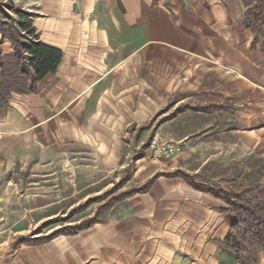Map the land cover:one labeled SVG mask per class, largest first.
<instances>
[{
    "label": "crops",
    "instance_id": "crops-1",
    "mask_svg": "<svg viewBox=\"0 0 264 264\" xmlns=\"http://www.w3.org/2000/svg\"><path fill=\"white\" fill-rule=\"evenodd\" d=\"M27 5L36 8L32 24L39 40L62 58L36 91L12 93L0 108V141L37 146L38 160L86 153L93 173L105 178L126 166L120 161L126 143L142 144L154 127L175 119L160 121L166 112L156 116L175 95L181 102L211 94L225 108L189 111L215 115L213 124L204 123L195 136L174 133L183 150L171 159H137L123 189L178 169L211 183L257 177L264 184V39L246 28L241 0ZM12 52L0 33V55ZM142 125L137 138L128 133ZM30 189L0 186L11 194L0 198V264H237L220 245L236 217L222 199L180 176L160 175L147 191L119 200L103 221L74 234L26 243L40 221L32 220V206L49 205L45 196L32 200ZM16 192L22 194L17 199ZM251 252L256 264H264V249Z\"/></svg>",
    "mask_w": 264,
    "mask_h": 264
},
{
    "label": "trees",
    "instance_id": "trees-1",
    "mask_svg": "<svg viewBox=\"0 0 264 264\" xmlns=\"http://www.w3.org/2000/svg\"><path fill=\"white\" fill-rule=\"evenodd\" d=\"M241 1L244 5L243 20L246 28L264 39V0ZM15 11L19 19L15 24L7 25L6 28L8 39L13 45V52L10 55H0V68L2 69L0 108L7 105L8 98L12 93L25 94L36 91L37 83L47 74L55 72L62 58V52L59 49L39 40L38 33L32 24L33 15L19 9ZM2 36L4 37L5 34L2 33ZM180 99L175 95L156 116L165 113L172 103ZM178 107L214 111L216 108H225V102L217 96L201 94L194 98H187L186 104ZM174 113L176 114V112H172L162 117L160 121L174 117ZM146 127L147 125L132 126L128 128V133L137 138ZM160 175L180 176L195 189L209 192L222 199L227 205L225 211L236 217V223L230 228L220 245L234 253L237 264H256L251 249L253 247L264 249V184H261L257 177L239 180L226 178L217 183H211L207 177L200 173H187L180 169L169 174L156 173L140 185L132 186L129 190L119 192L112 197L107 191L97 197L98 199L109 196L96 208L91 217L72 226L60 227L47 236L35 239L30 236L23 242H40L60 234H74L96 222H101L104 220L105 212L116 202L132 194L147 191ZM127 179L128 175H125L114 187L119 189Z\"/></svg>",
    "mask_w": 264,
    "mask_h": 264
},
{
    "label": "rangeland",
    "instance_id": "rangeland-1",
    "mask_svg": "<svg viewBox=\"0 0 264 264\" xmlns=\"http://www.w3.org/2000/svg\"><path fill=\"white\" fill-rule=\"evenodd\" d=\"M30 1L0 0V33H4L5 38H8L7 25L15 24L19 19L16 9L33 15V18L35 17V6L27 5ZM186 102L187 99L177 103L175 101L174 105L161 116L164 117L176 112V114L174 113L175 119L164 123L161 127H154L145 142L138 144L134 140L131 143H126L120 157V161L126 166L121 171H112L105 178L98 177L93 173L92 162L87 160L88 155L86 153L79 155L81 159L75 158L76 155L70 154V152L58 155V158H54L55 155L48 153L47 156L53 157V160H38L39 150L37 146L28 147L22 144L19 139L0 141V186L7 184L29 186L31 188L29 195L32 200L36 197L45 196L49 203L44 208L32 206V220L40 219V221L36 225L32 224L28 235L32 236L33 239L40 238L49 235L60 227L78 224L91 217L96 208L105 202L109 196L112 197L125 191L123 185L130 181L136 160L144 156H147L148 159L153 158L149 152V142L155 130L167 132L177 139L174 133L181 135L182 133H191L190 136H195L201 132L204 123L213 124L215 115L202 117L191 113L190 109L178 107L185 105ZM177 108H179L178 111ZM223 118L224 121L229 122L227 116L224 115ZM213 131L214 129L211 130V132ZM12 152L15 154L13 157L10 154ZM8 157L14 158V160L8 161ZM125 175H128L127 181L119 189H116L114 186ZM140 184L131 185L126 190ZM107 191L110 192L109 196L97 199ZM10 195L4 190L0 192V198ZM20 195L22 194L16 192L14 194L15 199Z\"/></svg>",
    "mask_w": 264,
    "mask_h": 264
},
{
    "label": "built area",
    "instance_id": "built-area-1",
    "mask_svg": "<svg viewBox=\"0 0 264 264\" xmlns=\"http://www.w3.org/2000/svg\"><path fill=\"white\" fill-rule=\"evenodd\" d=\"M149 152L156 160H167L182 152V144L169 133L155 130L150 138Z\"/></svg>",
    "mask_w": 264,
    "mask_h": 264
}]
</instances>
